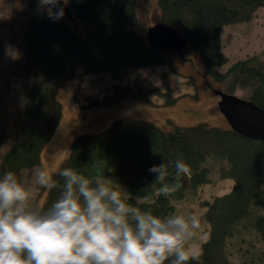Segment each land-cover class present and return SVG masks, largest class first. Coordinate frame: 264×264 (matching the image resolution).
I'll list each match as a JSON object with an SVG mask.
<instances>
[{
    "label": "trees",
    "instance_id": "trees-1",
    "mask_svg": "<svg viewBox=\"0 0 264 264\" xmlns=\"http://www.w3.org/2000/svg\"><path fill=\"white\" fill-rule=\"evenodd\" d=\"M139 1L68 0L72 22L65 18L54 21L38 7L39 0H27L23 64L33 80L24 93L23 118H18L10 135L7 103L1 94L6 51L0 43V153L9 144L0 174L13 171L20 180L24 171L40 167L42 153L63 117L57 92L70 81L108 75L122 82L133 72L168 66L164 52L152 49L137 32ZM157 1L160 25L176 29L187 40V47L200 56L207 83L232 96L241 91V99L264 110V52L223 71L229 59L221 40L226 27L246 24L264 9V0ZM188 83L194 86L193 80ZM153 97L167 108L178 102L167 74L160 86L138 75L133 87L115 86L102 100L90 98L87 107L77 96L75 102L84 109L112 108L128 98L153 104ZM178 157L190 165V175L183 178V187L173 196H161L149 169ZM214 162L220 164L221 178L234 181V187L229 194L204 204L209 240L188 264H264L263 141L204 124L166 132L144 121L122 119L97 135L77 137L61 167L77 169L89 178L109 179L127 202L167 218L176 214L175 203L186 198L188 189L195 193L209 183ZM54 178L59 186L44 206L60 194L63 180L56 174Z\"/></svg>",
    "mask_w": 264,
    "mask_h": 264
},
{
    "label": "rangeland",
    "instance_id": "rangeland-1",
    "mask_svg": "<svg viewBox=\"0 0 264 264\" xmlns=\"http://www.w3.org/2000/svg\"><path fill=\"white\" fill-rule=\"evenodd\" d=\"M27 9V0H0V43L6 51L1 94L7 103L9 135L12 134V127L18 118L20 120L23 118L24 93L33 80L31 73L26 72L25 63L23 64L22 35ZM137 14L140 22L137 32L147 39L148 30L161 23L158 1L140 0L137 4ZM221 40L224 53L229 59V64L223 71L235 62L261 55L264 52V9L258 10L246 24L226 27L221 34ZM164 56L168 61L167 67L133 72L122 82H115L108 75L86 77L82 81L75 78L58 90L57 100L63 109L60 125L42 153L40 167L24 171L20 179L32 194V204L44 206L48 197L44 196L45 190L35 180L41 169L47 168L55 175L69 159L72 144L77 137L97 135L119 120L144 121L166 132L202 124L223 131L231 130L225 117L218 110L220 99L214 94V90L219 91L218 86L207 83L200 56L189 46L185 50L184 59L176 52H164ZM165 74L171 82L175 96L179 98L178 102L169 108L160 105L161 100L155 97L152 98L153 104L128 98L119 106L112 108L84 109L75 102L77 96L80 104L87 107L90 98L102 100L113 93L115 86L133 87L134 79L138 75H144L160 86L162 76ZM191 80L194 82L192 87L188 83ZM235 96L241 98L243 93L239 91ZM8 148L9 144H6L1 151L0 162ZM219 168V163H212L209 183L195 193L188 189L186 198L175 203L177 208L175 215L188 217L195 214L200 218L201 227L197 236L186 244L195 256L201 254L202 245L209 240L210 227L205 219L204 204L229 194L234 187V181L221 178Z\"/></svg>",
    "mask_w": 264,
    "mask_h": 264
},
{
    "label": "clouds",
    "instance_id": "clouds-1",
    "mask_svg": "<svg viewBox=\"0 0 264 264\" xmlns=\"http://www.w3.org/2000/svg\"><path fill=\"white\" fill-rule=\"evenodd\" d=\"M59 3L39 0L54 21L64 10L49 6ZM149 172L158 194L169 197L183 187L191 169L178 157ZM56 175L63 180L59 196L40 206L31 203L30 190L13 171L0 174V264H188L196 259L186 244L201 227L197 215L160 218L127 202L109 179L89 178L71 167ZM35 180L44 196L59 186L47 168Z\"/></svg>",
    "mask_w": 264,
    "mask_h": 264
},
{
    "label": "water",
    "instance_id": "water-1",
    "mask_svg": "<svg viewBox=\"0 0 264 264\" xmlns=\"http://www.w3.org/2000/svg\"><path fill=\"white\" fill-rule=\"evenodd\" d=\"M53 12L63 8V18L74 21L70 8L64 0L56 6H49ZM147 41L152 49L157 52H176L181 59L187 48V40L180 36L174 28L156 25L147 32ZM218 102V110L225 117L231 129L242 137L264 142V110L254 103L247 102L236 96L214 90Z\"/></svg>",
    "mask_w": 264,
    "mask_h": 264
},
{
    "label": "bare ground",
    "instance_id": "bare-ground-1",
    "mask_svg": "<svg viewBox=\"0 0 264 264\" xmlns=\"http://www.w3.org/2000/svg\"><path fill=\"white\" fill-rule=\"evenodd\" d=\"M66 97V95H64Z\"/></svg>",
    "mask_w": 264,
    "mask_h": 264
}]
</instances>
